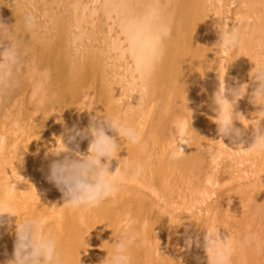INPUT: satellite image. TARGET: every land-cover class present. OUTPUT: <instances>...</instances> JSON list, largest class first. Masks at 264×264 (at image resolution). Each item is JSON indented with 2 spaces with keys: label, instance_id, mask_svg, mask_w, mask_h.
Instances as JSON below:
<instances>
[{
  "label": "bare ground",
  "instance_id": "1",
  "mask_svg": "<svg viewBox=\"0 0 264 264\" xmlns=\"http://www.w3.org/2000/svg\"><path fill=\"white\" fill-rule=\"evenodd\" d=\"M0 23V52L12 44L21 53L15 85L0 89V202L15 214L0 217V264L14 259L16 225L27 219L54 238L60 264H110L112 244L134 228L141 243L129 247L131 264H208L213 227L231 238L232 264H264V228L251 233L239 219L264 213V152L250 148L249 125L258 119L250 93L264 67V0H0ZM232 27L239 46L225 51L215 43ZM223 80L246 94L234 106L242 136L220 141L212 97ZM96 115L134 126L140 144L107 130L120 144L109 169L120 162L119 191L87 210L63 205L48 179L63 155L51 149ZM90 139L68 146L87 153ZM128 162L142 166L139 176L123 172Z\"/></svg>",
  "mask_w": 264,
  "mask_h": 264
},
{
  "label": "clouds",
  "instance_id": "2",
  "mask_svg": "<svg viewBox=\"0 0 264 264\" xmlns=\"http://www.w3.org/2000/svg\"><path fill=\"white\" fill-rule=\"evenodd\" d=\"M31 19V17L27 18L29 26H31ZM4 27L7 26L0 23V31ZM167 34V31H161L156 37L157 41ZM239 42V30L232 27L218 34L215 45L225 51H231L239 46ZM2 46L3 43L0 41V47ZM20 57L18 48L12 44L0 52V89H11L15 85L14 69L20 63ZM225 67L227 68V65ZM252 87L250 102L258 106L259 110L256 112L258 119L253 124H249L255 129L254 142L250 148L264 152V128L261 127V121H264V67L257 68L252 77ZM245 94L242 86L226 90L225 80L219 81L218 88L212 97L215 112L212 119L221 137L218 140L222 141L224 137L242 136V130L234 126V120L242 123L241 117L244 116L240 113L234 114V106ZM228 95H231L233 99L229 100ZM244 128L247 127L244 126ZM107 130L114 131L121 141H127L133 145L140 144L141 135L134 126L96 115L92 117L87 128L73 127L67 133L68 143L75 142L78 137L80 139L91 137L87 153L74 151L68 143L64 142L63 137L59 138L62 147L55 146L51 149L52 155L56 157L63 155L62 159L52 162L48 177L49 181L54 183L63 194V205L87 210L99 206L119 191L117 181L122 175L120 162L114 172H110L109 169L111 162L117 159L114 154L117 153L120 144L117 143L116 138L107 134ZM5 143L6 141L0 138V150L4 148ZM172 155L173 158L177 157L176 152ZM123 172L139 176L142 166L128 162L123 166ZM5 214L15 216L10 205L0 202V217ZM16 237L14 259L8 261V264H60L54 238L50 234L44 235L40 223L35 219L17 223ZM133 243L134 239L127 231L123 232L112 244L110 264H131L128 250ZM187 243L190 246L192 241L189 240ZM203 247L208 264H232L231 238L227 236L222 239L219 230L215 227L205 232Z\"/></svg>",
  "mask_w": 264,
  "mask_h": 264
},
{
  "label": "rangeland",
  "instance_id": "3",
  "mask_svg": "<svg viewBox=\"0 0 264 264\" xmlns=\"http://www.w3.org/2000/svg\"><path fill=\"white\" fill-rule=\"evenodd\" d=\"M235 175H236V173H231V174H228L224 179H223V181L221 180L220 182V184L222 185V183H225L224 181H230V180H232V179H234L235 178ZM222 193V191H217L216 193H215V195L216 196H214L213 198V202H219V201H221V202H219V203H225L226 202V200H227V196H225L224 194L223 195H220ZM246 193V195H248V193L247 192H245ZM217 195H219L218 197H220V198H218L217 197ZM242 197H244V195H243V193H241L240 194ZM217 201H216V200ZM220 199V200H219ZM207 203V202H206ZM223 205V204H222ZM245 212V216H242V217H240L239 219H242L243 221H245L244 223L245 224H247L248 223V225H247V229L248 228H250V227H248V226H251V229H250V231H251V233L253 232L254 234H256L255 232H254V228H259V227H263L264 228V213L262 212V210H260V211H243L242 213H244ZM122 213V212H121ZM231 214H233V213H231ZM244 215V214H243ZM194 214L193 215H190L186 220V224L189 222V221H192V220H194ZM247 220H246V219ZM248 221V222H247ZM189 228V227H188ZM254 229V230H253ZM248 231H249V229H248ZM256 231V230H255ZM258 232H260L261 234V238H262V241L264 240V233L263 232H261V231H259L258 230ZM128 234L134 239V243L132 244V245H140V241L138 240L137 242H136V240H137V237H138V231H137V229H131L129 232H128ZM196 246H198V248H202L201 247V245H195L194 247H196ZM140 250V249H139ZM176 250H178V249H176ZM141 251V250H140ZM155 251V250H154ZM201 253H203V254H201V255H204V252L201 250Z\"/></svg>",
  "mask_w": 264,
  "mask_h": 264
}]
</instances>
